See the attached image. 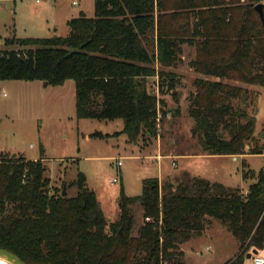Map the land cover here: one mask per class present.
<instances>
[{"label":"trees","instance_id":"16d2710c","mask_svg":"<svg viewBox=\"0 0 264 264\" xmlns=\"http://www.w3.org/2000/svg\"><path fill=\"white\" fill-rule=\"evenodd\" d=\"M93 17L68 22V35L4 38L0 81L74 83L77 119L117 120L129 143L156 137L163 102L147 88H174L164 69L194 49L189 116L205 155H264L255 138V97L224 81L264 87V23L254 10L264 0H94ZM210 78L214 80H210ZM250 96V97H249ZM98 136L99 134H95ZM246 146L248 149L246 150ZM246 194L183 174L170 185L144 179L138 196L120 189L118 220L108 222L86 177L74 197L51 186L43 158L0 154V248L25 264H163L178 245L218 221L239 251L264 248V169ZM142 211L135 228L132 208ZM121 232L119 233V231ZM237 258L225 264H237Z\"/></svg>","mask_w":264,"mask_h":264},{"label":"rangeland","instance_id":"374dc122","mask_svg":"<svg viewBox=\"0 0 264 264\" xmlns=\"http://www.w3.org/2000/svg\"><path fill=\"white\" fill-rule=\"evenodd\" d=\"M34 1L15 2L16 7L13 1H0V49L3 48V39L14 35L13 23L16 16L19 29L30 25L26 16L27 9H31ZM39 1L42 5L49 2ZM71 2L57 1L56 30L50 35H68L69 29L61 20L64 8L76 10L80 7L86 17H93L94 0H75V6H71ZM21 7L25 8L23 18L20 14ZM39 33L49 35L45 34L46 32ZM194 57V49L183 45L175 66L164 69L174 76L173 89L167 88L164 81L159 87L157 77L146 80L147 88L163 104L159 107L161 111L155 121L156 137H139L135 144L129 143L127 136L121 133L123 122L120 119H77L74 109V83L71 80L61 87L48 86L41 81L0 83L1 154L23 156L27 159L43 158L51 186L58 190L64 188L67 197L76 195L74 181L77 175L82 173L86 177L88 188L94 190L106 219L117 214L121 185L126 196H138L142 191V179L159 177L164 179L161 183L163 186L174 182L175 178L183 174H188L190 177H201L211 182L247 189L255 179L243 180L242 172L258 174L264 169V155H247L237 158L236 161L231 158L187 157L200 152L196 138L191 135L193 122L188 112L189 98L194 92L193 81L200 77L190 67V61ZM224 82L246 88L250 96L255 97L254 135L264 149V87L246 86L233 81ZM85 135H88L89 139ZM157 136H160L159 154L163 155V159L156 161L155 158H144L156 155L157 146L154 142ZM166 154L174 157H164ZM130 156H137L138 159L129 158ZM156 162L160 165L159 172L155 166ZM132 211L135 228L131 235H135L136 229L143 223V218L139 207L134 206ZM117 220L118 218H115L108 222ZM211 222L205 227L209 233L208 238L204 234L190 238L178 245L171 260L163 264H221L225 256L229 255V260L233 261L239 252L242 253L246 264H250L245 257L251 254L252 250L239 251V244L232 234L217 221H214L211 227ZM220 227L222 234L217 233V228ZM259 255L264 256L263 249L259 250Z\"/></svg>","mask_w":264,"mask_h":264},{"label":"crops","instance_id":"0c3cea01","mask_svg":"<svg viewBox=\"0 0 264 264\" xmlns=\"http://www.w3.org/2000/svg\"><path fill=\"white\" fill-rule=\"evenodd\" d=\"M0 1H8V0H0ZM10 1H13L14 6L16 7V3L15 2L22 3L25 0H10ZM57 1H63V0H49L48 4H46V5H42L39 0L38 1L35 0L32 3L31 9H27L28 11H27V15L26 16H27V18H28V20L30 22V25L27 28H25V29H19L18 16H16L15 23H13L14 24L13 25V27H14L13 28L14 35L12 37H15V38H49V37H52V36H57V35H50L51 32L54 33V31L56 30L55 29L56 28L55 23L57 21L56 20V18H57V8H56ZM71 1H72L71 2V6H75L76 5L75 0H71ZM21 10L22 11L20 12V14H22V18H23L24 17L23 14H24L25 8L21 7ZM80 14H84V12L80 9V7L77 8L76 10L74 8H64L63 14H61L62 15L61 16V20H63V24H65V26H67V28H68V22L71 19L78 17ZM39 32H46L45 34H49V35H42ZM19 33L20 34H23V35H18ZM19 36H21V37H19ZM45 36H49V37H45ZM210 80H212V79L210 78ZM2 82H8V81H0V83H2ZM65 82L63 83V85L65 84ZM63 85H61V86H63ZM61 86H57V87H61ZM74 109H75V95H74ZM85 137L87 139H89V136L88 135H85ZM158 138H160V136H157V140H155V142H154V143H156V146H157L156 155H154V156L148 155V156H146L144 158H149V159H154L155 158L156 161H158L159 159H163V155H160L159 154V150H160L159 149V145H160V142L158 141L159 140ZM0 154H1V151H0ZM243 156H247V155H235V156H227V155H205V154H202L201 152H198V153H194L192 155H188L187 157H192V158H196V159H205V158L225 159V158H231L233 161H236L237 158H240V157H243ZM164 157H171L172 158L174 156L167 155L166 154V155H164ZM24 158L26 160H32V161L38 160L37 158H33V159H27L26 157H24ZM129 158L138 159L137 156H130ZM155 166H156L157 172H159L160 171V165H159V163L156 162ZM168 178H170V177H168ZM197 178H201V177H197ZM157 179H158L159 184L161 185V183H162V181L164 179H160L159 177ZM142 181H143V179H142ZM168 185H170V183H168ZM222 185L225 186V187H229V188H238V187H231V186L225 185V184H222ZM248 187H249V185H248ZM248 187H247V189H248ZM121 189L123 190V192L125 194V190H124L123 185H121ZM238 189H240V188H238ZM247 189H240V190H242V192L244 194H246ZM118 216H119V210H117L116 216L108 217L107 221H113L115 218H118ZM105 218H106V216H105ZM211 221H212L211 222V227H212L214 225V221H216V220H211ZM217 233H219V234H222L223 233V230H222L221 227L220 228H217ZM202 234H204L206 238H208V236H209L208 230H205V229L202 232ZM263 250H264V248H263ZM182 251L183 250H181V252ZM258 255H259V251H258ZM260 256L261 257H264L263 255H260ZM245 258L251 264V261H250V258H248V255H246ZM206 259H207V257H205L204 260L206 261ZM229 259H230V256L229 255L228 256H225L224 259H223L224 261L221 264H225L226 262H230L231 260H229ZM237 264H246V261L242 260L241 263H237Z\"/></svg>","mask_w":264,"mask_h":264},{"label":"water","instance_id":"95a60500","mask_svg":"<svg viewBox=\"0 0 264 264\" xmlns=\"http://www.w3.org/2000/svg\"><path fill=\"white\" fill-rule=\"evenodd\" d=\"M255 12L257 13L259 20L261 21V23H264V13H263V5L257 4L254 7ZM248 148V146H246V149ZM62 196H66V192L65 189H62ZM121 232V230L119 231V233ZM258 254L257 251H253L251 254H248V258H251L252 255H256ZM0 259L6 261L9 264H25L23 261H21L17 256H15L13 253L0 248Z\"/></svg>","mask_w":264,"mask_h":264},{"label":"built area","instance_id":"2783aa9c","mask_svg":"<svg viewBox=\"0 0 264 264\" xmlns=\"http://www.w3.org/2000/svg\"><path fill=\"white\" fill-rule=\"evenodd\" d=\"M250 261H251V264H264V257H261L258 254L252 255V257L250 258Z\"/></svg>","mask_w":264,"mask_h":264},{"label":"bare ground","instance_id":"6f19581e","mask_svg":"<svg viewBox=\"0 0 264 264\" xmlns=\"http://www.w3.org/2000/svg\"><path fill=\"white\" fill-rule=\"evenodd\" d=\"M0 264H9V263H7L6 261L0 259Z\"/></svg>","mask_w":264,"mask_h":264}]
</instances>
